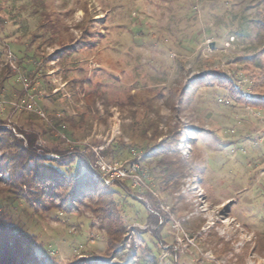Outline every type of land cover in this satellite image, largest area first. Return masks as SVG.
<instances>
[{
	"label": "rangeland",
	"instance_id": "obj_1",
	"mask_svg": "<svg viewBox=\"0 0 264 264\" xmlns=\"http://www.w3.org/2000/svg\"><path fill=\"white\" fill-rule=\"evenodd\" d=\"M37 1L0 0V231L39 264H264V108L229 83L191 89L216 72L264 92V0ZM75 155L95 187L78 215L42 210L23 165Z\"/></svg>",
	"mask_w": 264,
	"mask_h": 264
},
{
	"label": "trees",
	"instance_id": "obj_2",
	"mask_svg": "<svg viewBox=\"0 0 264 264\" xmlns=\"http://www.w3.org/2000/svg\"><path fill=\"white\" fill-rule=\"evenodd\" d=\"M43 3H44L43 0L42 1L38 0L35 3L36 7H38V10L41 9L40 7L43 8L44 6ZM45 18L47 17L45 16ZM44 26L50 30L56 27V24L55 21L53 20H46L44 22ZM250 27L257 40L263 39V41L259 42L260 44H262L264 42V11L261 10L258 11L257 18H255L254 20L252 19L250 21ZM93 29L94 27H85L84 31L86 33H84V35L86 37L83 36L84 40L87 39V41H89L90 39L95 37V34L97 33L100 34V32H96ZM53 33L54 34H52V36L59 34L58 30L55 29H53ZM65 48H68V50L73 51L76 47L71 44V45H66ZM1 51L2 50L0 48V55H1ZM37 56L41 57L39 54H37ZM21 59L23 60L24 57H22ZM33 59L35 61V63H33L35 66L32 63L29 64L30 65L32 64V66H34L35 68H36V63L38 61L41 63L44 61L42 57L37 58L36 60V57L33 56ZM251 60H253L254 63H258L257 67L262 66V64L260 63L261 61L260 58L252 57ZM222 75H219L218 73L214 72V74L209 73L207 77H204L202 75L194 77L191 83V89L193 88L194 90H196L199 87L209 86L214 84L219 85L223 88H227L228 87L227 83H229L231 85L230 90H232V92L238 96L239 100H243L255 106L259 105L264 108V92H261V90L259 89L260 86L256 85L257 82L256 84L253 83V86L249 91L241 92L237 88L238 92H236V89L234 87L235 85H233V82L231 80L225 79L224 78L225 76ZM211 77L213 78L211 79ZM222 80L224 81L227 80V81L224 82ZM2 81L4 82V79ZM3 88H4V84L1 85V90ZM189 89L190 88H188V90ZM1 93L2 92L0 91V94ZM187 101L188 99L186 100V102ZM122 147L123 148L120 149L121 145H117L111 149L113 158L120 160L123 159L124 161L125 159L127 160L128 155L132 154L133 146L131 144H127V145L124 144V146ZM125 148L127 150H125ZM171 152H173V149L165 151L166 154H171ZM78 159H80V157H78L77 155H75V158L73 160L69 159L68 162H66L63 159L57 161V160H47L44 157L32 156L31 161L33 162V165L31 166H29L28 164L23 165L22 167L23 171L22 170L21 171L24 174V177L26 178L27 177L29 178L30 176L33 177L31 182L24 181V184L31 183V185H33L38 183L37 184L38 187L39 185H41V188L33 191V193H37L36 194L37 201H39V207L42 210L51 211L55 209L62 214L78 215L79 213L78 204H82L83 198L87 197L88 192H90V189L87 190L86 188L93 186L95 187V184L91 182H90L91 184L89 183L88 180L89 177L87 175L78 176V173L81 168L79 164L75 166L76 165L75 163H77ZM167 166H169V164H167ZM71 170H75L73 172L74 174L71 173L69 175L68 173ZM166 171L168 172L169 175H171L172 172L169 169H167ZM72 175L73 178H69L72 177ZM172 178L174 179V176H172L171 179ZM13 185L17 186L15 183ZM111 191L113 192L115 190H111ZM113 203L114 202H110V205L108 206H113ZM109 209L111 210L108 211ZM114 209L115 207H113V209L107 207L105 210L107 211L108 214L107 216L106 214H104L103 216V218L109 222L108 227L105 229L109 237L108 243L110 242V240H113L114 242L120 240L121 235L124 231L123 230L124 227L120 226L118 220L119 218L117 219L118 215H116L117 212ZM21 240L23 239L11 235L10 230L4 228V230L0 231V264H39V259L37 256H35L36 254L35 253H34L35 255L32 254L33 252L32 247H31V256L29 254V251L26 254H24V249H26L28 246L22 243ZM84 262H85L84 264H99L91 261H84Z\"/></svg>",
	"mask_w": 264,
	"mask_h": 264
},
{
	"label": "built area",
	"instance_id": "obj_3",
	"mask_svg": "<svg viewBox=\"0 0 264 264\" xmlns=\"http://www.w3.org/2000/svg\"><path fill=\"white\" fill-rule=\"evenodd\" d=\"M115 169L117 170V173L120 174V175H122V176H124V175L127 173V171H126V173H125V171L123 170V168L115 167ZM123 172H124V173H123ZM106 180H107V179H106Z\"/></svg>",
	"mask_w": 264,
	"mask_h": 264
}]
</instances>
